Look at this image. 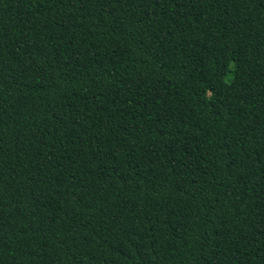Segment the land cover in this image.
<instances>
[{"label": "trees", "instance_id": "obj_1", "mask_svg": "<svg viewBox=\"0 0 264 264\" xmlns=\"http://www.w3.org/2000/svg\"><path fill=\"white\" fill-rule=\"evenodd\" d=\"M170 1L231 61L105 0H0V264H264V0Z\"/></svg>", "mask_w": 264, "mask_h": 264}, {"label": "rangeland", "instance_id": "obj_2", "mask_svg": "<svg viewBox=\"0 0 264 264\" xmlns=\"http://www.w3.org/2000/svg\"><path fill=\"white\" fill-rule=\"evenodd\" d=\"M113 10L136 21H149L154 30L168 34L179 45L194 47L213 63L231 61L232 37L209 21L192 14L170 0H105ZM42 15L67 31L88 51L119 67L122 60L106 42L70 17L46 5Z\"/></svg>", "mask_w": 264, "mask_h": 264}]
</instances>
